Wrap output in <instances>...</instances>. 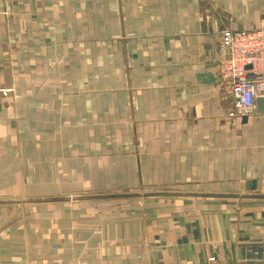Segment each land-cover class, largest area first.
Listing matches in <instances>:
<instances>
[{
    "label": "crops",
    "instance_id": "1",
    "mask_svg": "<svg viewBox=\"0 0 264 264\" xmlns=\"http://www.w3.org/2000/svg\"><path fill=\"white\" fill-rule=\"evenodd\" d=\"M264 0H0V264H264V112L225 29Z\"/></svg>",
    "mask_w": 264,
    "mask_h": 264
},
{
    "label": "built area",
    "instance_id": "2",
    "mask_svg": "<svg viewBox=\"0 0 264 264\" xmlns=\"http://www.w3.org/2000/svg\"><path fill=\"white\" fill-rule=\"evenodd\" d=\"M220 44L225 77L235 99L233 114L248 115L256 98L264 97V28L225 29Z\"/></svg>",
    "mask_w": 264,
    "mask_h": 264
},
{
    "label": "water",
    "instance_id": "3",
    "mask_svg": "<svg viewBox=\"0 0 264 264\" xmlns=\"http://www.w3.org/2000/svg\"><path fill=\"white\" fill-rule=\"evenodd\" d=\"M247 68H249L250 66H246ZM255 110L258 113L264 112V97L260 96L257 97L255 100Z\"/></svg>",
    "mask_w": 264,
    "mask_h": 264
},
{
    "label": "rangeland",
    "instance_id": "4",
    "mask_svg": "<svg viewBox=\"0 0 264 264\" xmlns=\"http://www.w3.org/2000/svg\"><path fill=\"white\" fill-rule=\"evenodd\" d=\"M259 28H264V26L263 27H259ZM219 67H220V71H221V74H222V76L223 77H225V75H226V70L225 69H223V63H222V60L220 61V65H219ZM235 114V113H234ZM236 115V114H235ZM244 115V117H246L247 115L246 114H238V115H236L237 117H241V116H243Z\"/></svg>",
    "mask_w": 264,
    "mask_h": 264
}]
</instances>
